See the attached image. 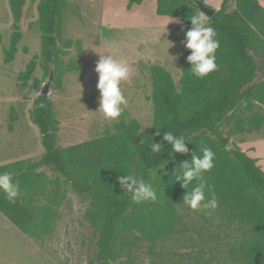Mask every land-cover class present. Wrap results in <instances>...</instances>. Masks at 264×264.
Returning <instances> with one entry per match:
<instances>
[{
  "label": "trees",
  "instance_id": "obj_1",
  "mask_svg": "<svg viewBox=\"0 0 264 264\" xmlns=\"http://www.w3.org/2000/svg\"><path fill=\"white\" fill-rule=\"evenodd\" d=\"M125 1L128 10L154 1L157 16L178 19L186 30L191 27L187 18L200 13L198 4H205L204 0ZM23 2L8 1L14 30L3 50L4 63L13 60L22 37L18 22ZM233 2L234 8L229 10V0H222L208 19L220 42L215 72L204 79L192 76L187 50L177 83L163 67H149L152 124L148 131H140L135 119L120 120L113 125V132L63 148L56 140L59 122L50 95L40 96L39 92L50 72L51 88L60 90L65 72L82 69L68 63L63 70L59 61V54L72 47L80 51V42L62 40L65 1L41 0L37 11L43 77L33 82L37 96L30 118L38 129L44 153L33 162L0 166V172H10L13 182H19L21 192L15 202L0 192V213L34 241L48 237L57 214L54 203L59 190L58 181L49 182L36 173L47 169L88 203L83 219L94 238L89 264H132L143 254L155 257L158 262L154 264H168L167 243L190 232L195 233L189 238L198 254L192 264H264V171L257 159L237 146L226 147L231 136L260 130L264 116H239L236 128L228 135L220 130L221 123L237 109L249 111L253 103L264 106V6L258 0ZM35 68L33 59L20 77L28 79ZM258 73L262 78L255 82ZM166 131L186 137L187 155H168L171 147L163 141ZM153 142L162 145L160 153L151 151ZM202 146L215 153L214 167L204 177L213 186L219 206L211 215L199 211L197 221L186 222L180 213L185 208L182 198L186 189L175 182L174 171L181 162H190L193 152L199 155ZM161 160L168 163L155 175ZM124 174L150 183L156 189L157 201L134 203L117 182L116 178ZM36 197H44L49 203L37 207Z\"/></svg>",
  "mask_w": 264,
  "mask_h": 264
},
{
  "label": "rangeland",
  "instance_id": "obj_2",
  "mask_svg": "<svg viewBox=\"0 0 264 264\" xmlns=\"http://www.w3.org/2000/svg\"><path fill=\"white\" fill-rule=\"evenodd\" d=\"M8 1L0 0V166L21 161L33 162L44 153L38 129L30 118L37 96L33 82L43 77L37 11L41 0H24L18 22L22 37L17 45V53L10 63H4L3 50L8 47L14 30ZM64 1L62 40L79 41L80 51L72 47L66 53H60V67L64 70L68 63H74L82 69L65 72L61 89H51V103L59 122L57 144L65 148L98 138L107 131L113 132V125L120 120L135 119L140 131H148L152 124L149 67H163L173 81L178 82L186 62V49L182 43L185 25L178 19H174L178 22L169 23L172 18L157 16L154 1L134 5L129 10L125 0ZM204 2L218 10L222 0ZM233 8L234 2L229 0L228 9ZM103 54L126 61L132 70L130 78L121 83V91L128 103L116 120H107L96 112L100 94L94 69L99 55ZM33 59L36 68L28 79L23 80L20 75L25 73ZM261 78L262 75L258 73L255 82ZM253 113L264 116V106L253 103L249 111L243 107L242 111L237 109L221 123L220 130L228 135L236 128L237 117ZM230 143L257 159V165L264 171V123L258 131L231 136ZM36 173L43 174L49 182L58 181L59 194L54 203L57 214L50 235L36 242L0 214V264H89L94 238L83 219L88 203L74 194L59 175L47 169ZM48 203L44 197H36L35 206ZM180 213L186 222L199 219V211L185 207ZM191 235L195 237V233L190 232L184 236L178 235L167 243L168 264L195 262L194 257L198 254L190 241ZM209 246H213V243ZM155 262H158L155 257L143 254L137 256L132 264Z\"/></svg>",
  "mask_w": 264,
  "mask_h": 264
},
{
  "label": "clouds",
  "instance_id": "obj_3",
  "mask_svg": "<svg viewBox=\"0 0 264 264\" xmlns=\"http://www.w3.org/2000/svg\"><path fill=\"white\" fill-rule=\"evenodd\" d=\"M187 19L190 20L191 27L185 30V39L182 41L183 46L190 53L186 59L191 66V75L204 79L217 70L216 51L220 47V42L217 39L215 28L209 24L207 15L199 13ZM171 22L178 21L172 18L169 23ZM94 71L98 76L96 87L100 94L99 108L96 112L101 113L107 120H116L122 115L128 103L121 91V83L130 78L132 70L126 61L116 60L110 54H103L99 55ZM159 134L157 130V135ZM163 141L171 147L169 156L174 153L181 155L189 153L187 140L183 134L174 135L166 131L163 134ZM150 147L153 153H160L162 145L153 142ZM214 158L215 153L212 149L202 146L199 155L193 152L191 161L181 162L174 171L175 182H180L181 187L186 189L182 204L192 211H203L205 215H211L219 206L213 186L208 184L204 177L205 173L213 169ZM167 163V160H161L156 165V171L153 174L157 175L158 169H164ZM116 179L121 191L124 194H130L134 203L157 201L156 189L145 180L132 174H124ZM0 192L10 202H15L21 195L19 182H13L10 172H0Z\"/></svg>",
  "mask_w": 264,
  "mask_h": 264
},
{
  "label": "water",
  "instance_id": "obj_4",
  "mask_svg": "<svg viewBox=\"0 0 264 264\" xmlns=\"http://www.w3.org/2000/svg\"><path fill=\"white\" fill-rule=\"evenodd\" d=\"M199 6V12L200 13H204L205 15H207L208 19L211 18L213 16V14L216 12L215 9L211 8L210 6L206 5V4H198ZM261 68L262 70H264V58L261 60ZM53 78V74L52 72H50L46 82L43 84V86H41L39 95L40 96H48L50 95L51 92V81ZM227 149L231 148V143L230 141L227 143Z\"/></svg>",
  "mask_w": 264,
  "mask_h": 264
},
{
  "label": "crops",
  "instance_id": "obj_5",
  "mask_svg": "<svg viewBox=\"0 0 264 264\" xmlns=\"http://www.w3.org/2000/svg\"><path fill=\"white\" fill-rule=\"evenodd\" d=\"M258 2L262 5V6H264L263 4H264V1H261V0H258ZM220 7V3H219V5H218V8ZM1 166H3V165H1ZM1 214V213H0ZM9 222V221H8ZM10 223V222H9ZM11 224V223H10ZM12 225V224H11ZM16 228V227H15ZM17 229V228H16ZM30 238V237H29Z\"/></svg>",
  "mask_w": 264,
  "mask_h": 264
}]
</instances>
